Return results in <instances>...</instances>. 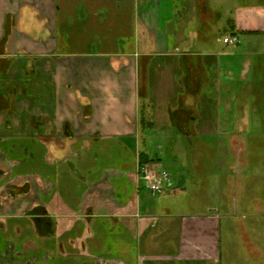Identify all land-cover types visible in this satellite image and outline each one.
Segmentation results:
<instances>
[{
    "label": "crops",
    "instance_id": "0c3cea01",
    "mask_svg": "<svg viewBox=\"0 0 264 264\" xmlns=\"http://www.w3.org/2000/svg\"><path fill=\"white\" fill-rule=\"evenodd\" d=\"M261 103L264 0H0V264H221L224 215L140 157L264 132Z\"/></svg>",
    "mask_w": 264,
    "mask_h": 264
},
{
    "label": "rangeland",
    "instance_id": "374dc122",
    "mask_svg": "<svg viewBox=\"0 0 264 264\" xmlns=\"http://www.w3.org/2000/svg\"><path fill=\"white\" fill-rule=\"evenodd\" d=\"M224 132L204 138H188L174 131L166 133L164 138L149 140L153 145L150 157L159 161L161 169L180 178L181 183L173 186L178 190L176 193L167 190L161 194L170 195L178 210H186L178 203L181 199L192 197L195 210L205 213L211 208L224 215L221 264H260L259 254L264 260V209L261 208L264 206V132L244 134L236 139ZM235 203L244 219L225 217L233 211ZM238 220L257 230L249 235L255 247L249 248L246 236L238 233L229 243L226 231H236ZM250 252L258 256L252 254L250 259Z\"/></svg>",
    "mask_w": 264,
    "mask_h": 264
},
{
    "label": "built area",
    "instance_id": "2783aa9c",
    "mask_svg": "<svg viewBox=\"0 0 264 264\" xmlns=\"http://www.w3.org/2000/svg\"><path fill=\"white\" fill-rule=\"evenodd\" d=\"M237 41V38L225 39L226 43H236ZM140 175L153 194H164L173 188V175L164 169L144 165L140 168Z\"/></svg>",
    "mask_w": 264,
    "mask_h": 264
},
{
    "label": "trees",
    "instance_id": "16d2710c",
    "mask_svg": "<svg viewBox=\"0 0 264 264\" xmlns=\"http://www.w3.org/2000/svg\"><path fill=\"white\" fill-rule=\"evenodd\" d=\"M148 162H149V159L144 154H142L140 157V164L143 166L147 164Z\"/></svg>",
    "mask_w": 264,
    "mask_h": 264
},
{
    "label": "flooded vegetation",
    "instance_id": "af4514ba",
    "mask_svg": "<svg viewBox=\"0 0 264 264\" xmlns=\"http://www.w3.org/2000/svg\"><path fill=\"white\" fill-rule=\"evenodd\" d=\"M145 165H149V166H151V167H153V164L152 163H150V162H148L147 164H145ZM144 166V165H143ZM142 167V165L140 164V168Z\"/></svg>",
    "mask_w": 264,
    "mask_h": 264
}]
</instances>
